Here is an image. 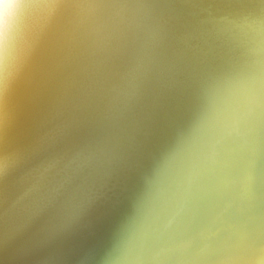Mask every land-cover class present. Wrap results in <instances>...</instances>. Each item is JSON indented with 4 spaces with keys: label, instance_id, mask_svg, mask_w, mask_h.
<instances>
[{
    "label": "bare ground",
    "instance_id": "6f19581e",
    "mask_svg": "<svg viewBox=\"0 0 264 264\" xmlns=\"http://www.w3.org/2000/svg\"><path fill=\"white\" fill-rule=\"evenodd\" d=\"M0 264H264V0H0Z\"/></svg>",
    "mask_w": 264,
    "mask_h": 264
}]
</instances>
